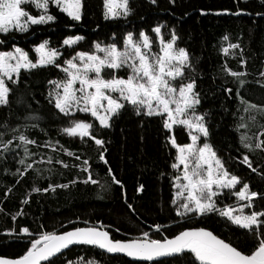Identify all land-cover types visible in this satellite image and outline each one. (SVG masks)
I'll use <instances>...</instances> for the list:
<instances>
[{"label":"trees","instance_id":"16d2710c","mask_svg":"<svg viewBox=\"0 0 264 264\" xmlns=\"http://www.w3.org/2000/svg\"><path fill=\"white\" fill-rule=\"evenodd\" d=\"M83 5L80 21L71 20L58 7H51L55 22L32 25L25 33H0V40L5 41L0 50H10L15 44L28 51L35 61L38 57L34 47L48 40L50 47L62 52V59L57 63L63 65L76 52L94 51L97 42L116 43L122 48L128 32H133L136 39L140 31L157 38L151 31L157 25H164L161 35L167 41L174 29L179 37L177 46L187 50L194 68V71L186 69V76L196 80V91L201 96L198 111L208 113L205 117L208 142L242 183H249L253 191L264 192V151L249 152L240 143L243 134L253 137L264 130V115L245 112V105L241 103L243 98L264 106V77L261 76L264 73V0H175V3L156 0L155 4L150 0H129L131 14L116 19L104 18V0H83ZM31 9L37 13L34 6ZM76 35L84 39L71 47L63 44L66 37ZM225 36L228 40L223 39ZM229 44H239L240 48H229L225 53L223 49ZM241 59L246 64H241ZM225 67L246 73L242 78L244 83L228 75L223 70ZM64 78L65 73L60 68L48 65L21 70L17 84L8 82L12 91L9 105L0 106V133L5 140L20 132L35 140L36 144L28 146L35 155L28 157L26 163H37L24 172L26 165L19 161L25 154L23 146L15 147L20 143L18 140L13 141L11 151L0 153V256L16 258L26 251L30 238L20 231L24 227L35 235L40 231L59 233L101 223L113 239L135 238L143 231H149L154 239L170 238L185 228L205 227L234 245L247 239V247H254L251 235L245 236L247 230L216 212L177 215V206L172 203L174 179L179 175V170L172 167L177 152L167 137L174 135L179 144L190 143L186 128L174 126L169 132L163 128L161 117L137 115L132 106L126 104L120 115L111 121L110 128H102L90 115H81L93 124V134L105 141L103 147L90 137L67 136L63 129L70 126L75 117L60 113L54 103L49 102L48 95L52 88L49 81ZM251 116L256 117L255 121ZM242 124L248 127H241ZM16 128L19 132L14 133L12 129ZM260 139L264 140V136ZM49 141L55 148L45 146ZM69 152L75 155H68ZM101 152L107 164L99 158ZM244 155L249 156L256 172L242 163ZM77 156L80 159H76ZM48 157H52L50 164ZM84 160H88L89 171L97 184L83 182L88 175L82 169ZM109 168L121 182L119 185L113 183ZM49 185L68 186L43 191ZM141 185L143 190H138ZM33 188L41 191L34 192ZM232 192L224 190L217 198V206L238 204L240 201ZM252 210H264V199L257 197L248 212ZM154 225H161V230L156 232ZM78 258H83L84 264L88 261L95 264H188L190 259L187 256L183 261L164 258L149 263L109 254L95 246L73 245L53 258V264L76 262Z\"/></svg>","mask_w":264,"mask_h":264},{"label":"snow or ice","instance_id":"6c2138e0","mask_svg":"<svg viewBox=\"0 0 264 264\" xmlns=\"http://www.w3.org/2000/svg\"><path fill=\"white\" fill-rule=\"evenodd\" d=\"M152 4L156 0H150ZM175 3V0H172ZM50 4L56 5L59 10L73 21H80L83 15V0H0V33L9 34L13 31L25 33L32 25H45L56 21V16L49 12ZM26 5H32L40 10L39 15H32L26 10ZM133 10L129 7V0H104V18L116 19L127 17ZM227 11V10H225ZM164 25H157L151 31L156 34L159 41V51L153 52V40L145 31H140L139 39L134 38L133 32H128L123 40V48L116 43L102 45L94 44V51H79L75 56L63 62L57 63V57L61 55L56 48L50 47V42L44 40L34 47L37 59L33 61L28 51L15 44L10 50H0V106L9 105V94L12 89L8 82L17 84L21 70L30 71L48 65H54L65 73V79L51 80L52 88L49 91V102L54 103L56 109L65 116L75 111L90 113L98 120L102 128H110L111 121L118 117L125 105H131L137 115L149 117L159 116L163 120V128L172 131L174 126H183L187 129L191 142L179 144L174 135L167 137L169 143L176 149V162L172 164L174 169L180 170L175 177L176 197L182 198L177 215L186 217L188 214L206 215L216 212L226 217L232 224L247 230L245 236L251 235L253 248L247 247V239L233 242L221 238L213 231L205 227H189L169 237L159 239L152 238L149 231H143L140 235L131 239H113L110 231L99 225L74 227L71 230L40 231L33 235L29 228L24 227L20 231L29 236V247L16 258L0 256V264H53V258L61 255L64 250L72 245H91L105 250L108 253H123L138 260L155 262L160 258H172L183 261L185 257L188 264H264V210H252L245 213V209L252 208L254 198L264 199V192L253 191L249 183H242L241 178L232 174L225 166V161L217 155L214 147L208 142L209 128L205 117L208 113H199L197 108L201 103V96L196 91V80L186 76V69L194 68L191 65L186 49L176 47L179 37L175 30L171 32L169 40L161 35ZM80 35L68 36L63 44L69 47L83 40ZM228 40V37H223ZM5 43L0 40V45ZM229 48L238 49L239 44H229L224 48L225 53ZM241 64L246 61L241 59ZM110 70L109 78L103 73ZM127 69L126 78L117 76L115 72ZM228 75L244 83L242 79L246 73L235 72L230 68L223 69ZM264 77V73H261ZM78 85V87H77ZM231 92V89H226ZM245 105V112H256L264 115V106L252 104L241 98ZM250 119L255 121L256 117ZM7 128V125H4ZM241 127L247 128V124ZM19 132V128L12 129ZM63 132L68 136L90 137L96 145L103 147L105 141L98 139L93 134V124L83 120H73L70 126ZM0 133V153L11 151L14 140L20 143L15 147L23 146L25 158L20 159L21 165H26L24 172L32 169L37 161L26 163V159L34 153L29 150V145L36 144L22 132L5 140ZM264 130L249 137L243 134L240 143L249 152L264 151ZM201 137L204 142L199 143ZM58 144V141L56 142ZM53 147L51 141L45 144ZM106 150V149H105ZM68 155H75L69 152ZM99 158L107 164L103 152ZM76 159H80L78 156ZM41 162H44L41 160ZM47 163H52V157H48ZM58 163H63L58 161ZM243 164H246L253 172L252 162L248 155L243 156ZM65 168L67 164H63ZM75 166V165H73ZM88 160L82 161V169L87 172L84 183L97 184L89 171ZM17 172L23 175L20 169ZM108 173L114 184L121 182ZM70 183H76L71 181ZM237 191L232 192L233 189ZM68 185H49L43 189L55 191V188H65ZM227 189L232 192L238 201L245 203L240 205L239 212L232 205L217 206V198ZM138 190H143V185ZM34 192L41 189L33 188ZM27 203V201H25ZM173 204L177 203L174 198ZM132 208V205H128ZM134 210V209H133ZM22 215L23 213H19ZM15 219V217H13ZM156 232L161 230V225L153 226ZM119 231V229H117ZM67 264H84L83 258L76 262L68 260ZM87 264H95L88 261Z\"/></svg>","mask_w":264,"mask_h":264},{"label":"rangeland","instance_id":"374dc122","mask_svg":"<svg viewBox=\"0 0 264 264\" xmlns=\"http://www.w3.org/2000/svg\"><path fill=\"white\" fill-rule=\"evenodd\" d=\"M31 6L32 5H26V10L28 11V12H30L32 15H39L40 14V10H38V9H36L35 7V9L37 10V13L36 12H34L32 9H31ZM51 7H57L56 5H54V4H50V7H49V12L51 11ZM51 13V12H50ZM152 40H153V48H152V51L153 52H157V51H159V41H158V38H155V37H150ZM176 47H178L177 46V44H176ZM123 48V47H122ZM179 48V47H178ZM60 53H61V55L59 56V57H57V61L58 60H60V59H62V52L60 51ZM127 70H125V69H120V70H117L116 72H115V74L117 75V76H123V77H125L126 78V76H127ZM103 75L105 76V78H109V75H110V70H105V72L103 73ZM185 75H186V71H185ZM65 79V78H64ZM77 87H78V85H77ZM197 112H199L198 111V108H197ZM81 115H90L91 116V114L90 113H83V112H79V111H75L73 114H71V115H69V116H72L73 118L75 117V119L74 120H83V121H85V122H90L89 120H84V119H82V116ZM92 117V116H91ZM94 118V117H93ZM94 119H96V118H94ZM65 135H67L66 133H65ZM68 136V135H67ZM70 137H73V138H75V139H81V137H79V136H70ZM203 138V142H204V137H201V139ZM203 142H201V144L203 143ZM200 143V142H199ZM179 174H180V170H179ZM174 185H175V179H174ZM174 188H175V199L177 200V203H175L176 204V206H177V208L179 207V204H180V202H181V199L182 198H179V197H176V192H177V189H176V187L174 186ZM238 188H239V186L237 187V189H233L232 191L234 192V191H237L238 190ZM225 190H227V189H225ZM243 203H245V202H243V201H240L238 204H236V205H233V207H235L236 209H237V211L239 212V208H240V205L241 204H243ZM245 213H248V208L247 209H245ZM188 215H190V214H188ZM89 226H92V225H89Z\"/></svg>","mask_w":264,"mask_h":264},{"label":"water","instance_id":"95a60500","mask_svg":"<svg viewBox=\"0 0 264 264\" xmlns=\"http://www.w3.org/2000/svg\"><path fill=\"white\" fill-rule=\"evenodd\" d=\"M73 246V245H72ZM91 246V245H90ZM71 247V246H70ZM69 247V248H70ZM100 249V248H99ZM103 250V249H102ZM103 251H105V250H103ZM106 252V251H105ZM108 253V252H107ZM109 254H121V255H124V256H126V257H128V258H130V259H132V260H137V261H141V262H149V263H151L150 261H144V260H138V259H136V258H133V257H129V256H127L126 254H123V253H109ZM7 258V257H6ZM160 259H164V258H160ZM43 263V262H42Z\"/></svg>","mask_w":264,"mask_h":264},{"label":"bare ground","instance_id":"6f19581e","mask_svg":"<svg viewBox=\"0 0 264 264\" xmlns=\"http://www.w3.org/2000/svg\"><path fill=\"white\" fill-rule=\"evenodd\" d=\"M161 260V259H160Z\"/></svg>","mask_w":264,"mask_h":264}]
</instances>
